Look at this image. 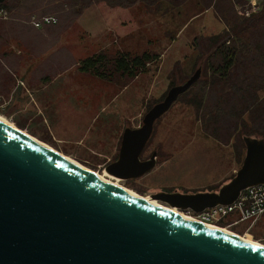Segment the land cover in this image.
<instances>
[{
  "label": "rangeland",
  "instance_id": "rangeland-1",
  "mask_svg": "<svg viewBox=\"0 0 264 264\" xmlns=\"http://www.w3.org/2000/svg\"><path fill=\"white\" fill-rule=\"evenodd\" d=\"M40 2L25 0L22 5L24 0H21L11 11L0 9V90L13 85V54L17 51L21 53L19 56L23 55L25 64L33 63L34 68L35 63H40L38 72L47 68L46 63L59 68L55 73L72 65L77 67L80 59L101 51L113 55L119 51L139 54L147 50L159 54V61L147 65L146 72L129 81L118 78L115 82H108L86 75L92 79L88 80V87L92 84L95 89V102H116L110 104L115 116L109 119L100 116L93 120L92 116H85L75 123L64 119L46 126L38 117L24 119V113L18 114L14 101L8 100L5 94L4 99L0 96V116L6 122L143 198L161 191H217L234 176L244 158V147L232 140L223 144L206 136L187 96L174 102L155 124L153 136L140 157L146 160L153 152L157 153L156 165L150 172L122 180L104 171L105 166L118 156L123 130L139 127L145 113L163 99L170 87L181 84L199 66L204 67L203 60H200L202 56L191 44L196 36L208 37L223 30L224 24L215 14L216 10H209L183 24L181 17H192L200 12L195 6L196 0L185 3L176 0L171 7H167L168 2L164 0L152 6L140 2L128 8L110 7L100 2L84 9L75 19L67 13L62 16L47 14L57 23L34 28V20L48 17H41L42 9L36 8ZM261 2L257 0L259 10ZM218 3L228 16H237V7L243 6L231 0H219ZM48 52H53L56 59L46 60L43 55ZM30 54L35 56L34 62L28 61ZM63 57L64 60L58 61ZM117 102L122 106L120 111ZM27 112L26 115H30L31 111ZM156 202L166 207V204ZM178 212L184 217L192 216L188 211ZM232 232L243 236L239 229ZM252 237V241H256V236Z\"/></svg>",
  "mask_w": 264,
  "mask_h": 264
},
{
  "label": "water",
  "instance_id": "water-1",
  "mask_svg": "<svg viewBox=\"0 0 264 264\" xmlns=\"http://www.w3.org/2000/svg\"><path fill=\"white\" fill-rule=\"evenodd\" d=\"M200 76L197 68L139 127L123 130L108 175L134 179L155 167L156 152L140 159L154 124ZM243 143L239 169L217 191L148 198L194 213L234 202L240 191L264 184V139L244 136ZM0 264H264V247L132 195L0 121Z\"/></svg>",
  "mask_w": 264,
  "mask_h": 264
},
{
  "label": "trees",
  "instance_id": "trees-1",
  "mask_svg": "<svg viewBox=\"0 0 264 264\" xmlns=\"http://www.w3.org/2000/svg\"><path fill=\"white\" fill-rule=\"evenodd\" d=\"M161 1L163 0H41L40 6L36 8L42 9L41 17H51L47 14L62 16L67 13L75 19L84 9L100 2L110 7L128 8L140 2L152 6ZM164 1L168 2L167 7H171L176 0ZM180 1L185 3L187 0ZM201 1L195 2L200 12L192 17H181L183 24L214 9L224 28L218 34L208 37L200 35L193 39L191 45L202 56L200 60H203L204 67L199 66L200 79L179 95L176 101L189 97V103L195 107L201 129L206 136L223 144L232 140L245 149L244 136L264 139V0L260 3V10L249 17L226 15L218 7L219 0H205V3L204 0ZM231 1L242 5L247 2ZM20 3L21 0H5L0 9L11 11ZM24 4L25 0L22 5ZM40 21L44 25L57 23L56 20L54 23ZM159 56L147 50L139 54L119 51L113 55L101 51L80 59L77 69L108 82H115L118 78L129 81L146 72L147 65L158 62ZM194 92L195 95L192 96ZM152 136L153 133L148 143Z\"/></svg>",
  "mask_w": 264,
  "mask_h": 264
},
{
  "label": "crops",
  "instance_id": "crops-1",
  "mask_svg": "<svg viewBox=\"0 0 264 264\" xmlns=\"http://www.w3.org/2000/svg\"><path fill=\"white\" fill-rule=\"evenodd\" d=\"M13 55L15 56L14 70L13 72L10 70L14 78L13 85L1 89L0 96L4 99L3 95L7 94L5 96L8 100L14 101V107L17 109L15 111L18 114L24 113V119L30 117L32 120L38 117L43 124L49 126L50 123L58 124L60 120L64 119H71L72 123H75L77 119H82L85 116H92L93 120L100 116L106 119L115 116L113 115L114 109L112 110L110 105L113 101L102 104L101 100L95 102V89L92 84L88 87V80L92 79L86 78L87 73L80 72L77 67H73L74 65L69 69L58 70L55 73L58 67L55 64L46 63L47 68L43 72H38L40 63L38 65L35 63L33 68V63H24L23 55L19 56L21 55L19 51ZM27 57H30L28 58L29 62H34L33 54ZM43 57L46 60L56 59L53 52H48ZM6 58L10 57L6 56ZM36 59L38 62L37 56ZM62 60L64 57L58 59V61ZM8 61L10 63V59ZM0 85L2 86L1 79ZM88 93L91 94L88 96ZM99 98L101 99L100 96ZM117 106L120 111L122 106H119V102H117ZM27 111H31L28 116L26 115ZM124 112H127V109Z\"/></svg>",
  "mask_w": 264,
  "mask_h": 264
},
{
  "label": "built area",
  "instance_id": "built-area-1",
  "mask_svg": "<svg viewBox=\"0 0 264 264\" xmlns=\"http://www.w3.org/2000/svg\"><path fill=\"white\" fill-rule=\"evenodd\" d=\"M243 6L237 7V14L249 17L258 12L257 0H246ZM1 12V11H0ZM46 23L55 22L54 18L44 17ZM42 21H33L40 28ZM192 214L195 221L203 224L219 226L224 229H239L243 236H256L255 240L264 246V184L250 186L240 191L238 197L230 204H219Z\"/></svg>",
  "mask_w": 264,
  "mask_h": 264
},
{
  "label": "bare ground",
  "instance_id": "bare-ground-1",
  "mask_svg": "<svg viewBox=\"0 0 264 264\" xmlns=\"http://www.w3.org/2000/svg\"><path fill=\"white\" fill-rule=\"evenodd\" d=\"M0 121H2V122H4V123H7V124H9V125H11V126H14V125H12V124L6 122L2 116H0ZM66 157H67V156H66ZM67 158H69V157H67ZM69 159H70L74 164H77V165L83 167L81 164H79V163L76 162L75 160H73V159H71V158H69ZM98 176H100V175H98ZM100 178H102L103 180H105L106 182H108V183H110V184H113V185H115V186H119V187L123 188L121 185H119V184H117V183H115V182H112V181H110V180H108V179H105V178H103V177H101V176H100ZM116 181H117V180H116ZM123 189L126 190V191H128V192L131 193L132 195L139 196L138 194H136V193H134V192H132V191H130V190H128V189H125V188H123ZM141 198H143V197H141ZM143 199L146 200V201H148V202H150L151 204H154V205H157V206H161V205H159V204L156 202V200H152V199H150V198H143ZM161 207H163V206H161ZM164 208H167V209L171 210L172 212H175V213L179 214L178 210L175 209V208H170V207H164ZM181 216H182V215H181ZM183 217H184V216H183ZM189 217H191L192 219H191V218H188V217H184V218H187V219H189V220H191V221H195V219H194L192 216H189ZM195 222H197V221H195ZM207 225H208V224H207ZM208 226H211V227H213V228L220 229V230H222V231H224V232H228V233H230V234L234 233V232L231 233V231H230V232L227 231L228 229H224V228H221V227H217V226H213V225H208ZM235 234H236V233H234L233 235H235ZM235 236H239V235L236 234ZM244 236H245V238H244L243 236H239V237H240V238H243V239L246 240L247 242H250V243H252V244H254V245L264 247L261 243H259V242H256V243H255L254 241H252V239H251L250 237H246V236H248V235H244Z\"/></svg>",
  "mask_w": 264,
  "mask_h": 264
},
{
  "label": "flooded vegetation",
  "instance_id": "flooded-vegetation-1",
  "mask_svg": "<svg viewBox=\"0 0 264 264\" xmlns=\"http://www.w3.org/2000/svg\"><path fill=\"white\" fill-rule=\"evenodd\" d=\"M142 153H143V152H142ZM141 155H142V154H141ZM141 155H140V157H141ZM149 158H150V157H149ZM149 158H148V159H149ZM156 159H157V156H156ZM254 242L256 243L257 241H254Z\"/></svg>",
  "mask_w": 264,
  "mask_h": 264
}]
</instances>
